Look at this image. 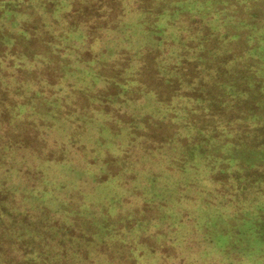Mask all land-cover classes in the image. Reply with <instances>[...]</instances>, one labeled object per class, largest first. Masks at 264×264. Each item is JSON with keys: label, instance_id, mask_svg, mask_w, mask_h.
<instances>
[{"label": "rangeland", "instance_id": "obj_1", "mask_svg": "<svg viewBox=\"0 0 264 264\" xmlns=\"http://www.w3.org/2000/svg\"><path fill=\"white\" fill-rule=\"evenodd\" d=\"M69 1L71 19L52 31L40 13L48 7L49 19L54 8L60 23L58 0H0V47L9 46L0 51V83L10 81L13 91L25 84L21 98L32 101L37 93L42 99L56 90L54 84L88 82L68 96L79 103L51 107L39 99L27 116L29 101L0 107V117L6 114L17 130L19 149L34 155L25 161L32 163L31 175L36 177L42 161L52 170L50 193L41 185L35 194L36 202L48 205L54 196L61 202L58 223L65 229L56 239L64 233L68 247L83 248L88 258L83 263L73 257L77 264H264V0ZM71 37L82 43L63 51ZM167 46L201 53L209 75L196 73L193 57L179 68L191 70L187 80L159 65L153 55ZM53 47L59 56L52 55ZM68 55L83 66L82 76L64 67L53 70L52 63L64 66ZM161 66L165 76L159 75ZM9 94L0 88V100L8 101ZM151 94L157 105L183 104L189 113L176 109L167 129L125 136L129 129L123 126H134L127 122L133 110L157 115ZM81 99L93 110L81 111ZM120 99L128 115L119 112L121 132L107 106ZM204 101L207 109L199 105ZM204 115L206 137L191 138L194 152L183 162L182 136H196ZM80 117L84 123L78 125ZM145 137L156 143L146 147ZM131 192L138 193L137 201L150 200L142 212L124 206L137 202H127Z\"/></svg>", "mask_w": 264, "mask_h": 264}, {"label": "trees", "instance_id": "obj_2", "mask_svg": "<svg viewBox=\"0 0 264 264\" xmlns=\"http://www.w3.org/2000/svg\"><path fill=\"white\" fill-rule=\"evenodd\" d=\"M8 1V0H6ZM58 3L60 5V9L58 11H63L59 16L58 23L57 15L54 13L55 9L53 8V12L50 15L49 19L48 16L50 14L49 8L45 7L42 12L40 13V17L42 18L44 23L45 29L50 28L52 31L53 29L58 30L57 28L59 26H62L63 24H67V22L71 19V13L72 10L71 6L73 2L65 1V0H58ZM9 4V3H8ZM68 6L67 9L64 10V6ZM63 7V8H62ZM0 15L1 11H0ZM8 16V15H7ZM126 20V18H125ZM174 23L177 24V21L174 20L171 22L173 25ZM82 24H79L76 29L81 28ZM101 35L98 37L100 38ZM76 39H79L76 37ZM74 37H71V44L67 47V49L63 51H70L69 47L73 48L74 45L82 43V41H77ZM171 39V38H170ZM175 39L172 38V41ZM76 41V42H74ZM166 41V40H164ZM104 39L99 40L98 46L106 54H108L109 47L103 43ZM61 45V44H60ZM158 45V44H157ZM66 46V45H61ZM9 46L4 45V47H0V51L4 50L2 53L6 52L8 50ZM213 49L214 46H213ZM212 49V54L215 56L216 60V51ZM57 51L56 49H52L51 53L52 55L54 52ZM7 53V52H6ZM56 53V52H55ZM199 52H194L189 50L187 47L176 49L174 47L167 46L165 48V51L161 54H154L156 58V62H159V65H165L167 69H169L174 75L179 77H184L186 74L191 73V70L189 69H179L180 65L183 63L189 62L190 57L197 59L196 68L199 76L205 77V73H208L209 75V61L206 58H203ZM126 55V54H124ZM123 55V56H124ZM60 59H63L62 57H58ZM181 59V60H180ZM215 60H213V65L211 70L216 71L215 69L217 65L215 64ZM182 62V63H181ZM195 62V61H194ZM65 65H60L56 62L52 63V68L56 72L58 70H63L65 68L70 69L71 71H74L76 74L82 76L83 75V66L78 62L75 55H68L65 59ZM163 63V64H161ZM159 71V75L161 72V76H165V74H168V72H164L162 66ZM151 77V75H150ZM211 80H213V77H210ZM184 80H187L183 78ZM210 80V81H211ZM188 81H192V78ZM208 81V80H206ZM206 81H202L206 82ZM10 81L4 82L1 81L0 88L2 93L4 94L5 91L9 92L10 96H7L8 101L1 99L0 100V107L2 104L7 105H13L14 103L17 104V101L23 102L24 104L26 101H29L28 106L25 108V114L24 116H27V109L31 111L33 108H35L34 104L32 102L37 100L40 102L39 99H41V96L37 93L33 100L31 101L28 96L21 98L22 89L25 88V84L18 85V89L13 91L9 90L8 86ZM87 83L88 82H84ZM84 83H72L70 85L66 83H59L54 84L56 86V90H51L49 93H44V98L42 97L41 101H47V103L51 107L55 106H62V104L66 105L67 103H72L73 101L78 102V100H75L74 97L71 99L68 98L69 95H74L78 92V90H83L85 84ZM86 84V86H87ZM180 87V86H179ZM3 89V90H2ZM199 87H196L194 89V92L197 94H200ZM154 93V92H153ZM152 93V94H153ZM224 96L226 97V90L223 92ZM152 94L149 97V103L152 107H155L158 109L157 115L154 111H146L141 112L138 110H133L136 112V114L133 113L130 116L131 120L127 119V122H131L134 124V126H130L129 123L125 124L123 126L124 129H129L126 135H136L139 133L147 134L151 131H153L156 128H164L167 129L172 122H175V111L176 109H179L182 113H187L188 111H184V109L180 106H177L176 103H173L170 105V109L167 107V105L160 101L158 105L156 104V100H152L153 97ZM20 97V99H18ZM231 98V97H230ZM81 105L79 106L81 111L84 109L90 108L93 110V106H90V103L87 100H80ZM121 103L115 104L113 106L112 102L113 100H109L107 102V106L109 108V111L113 110L115 114L109 115V117H113V120L111 121V124L114 126V128L121 132V128L118 127V125H122L123 123L118 121L117 118L119 117V112H122L125 116H128L124 113L125 108H123V104L121 100ZM187 103L188 107L191 109V104L185 101ZM66 103V104H65ZM79 103V102H78ZM63 105V107H64ZM200 107L203 109H207L206 101L199 103ZM62 107V108H63ZM2 108V107H1ZM13 108V107H12ZM3 109V108H2ZM5 113L6 110H5ZM189 113V112H188ZM187 113V114H188ZM83 114V113H82ZM93 115V114H92ZM6 114L0 117V264H77L75 260H73V257H76L80 259L83 263L86 258H88L85 255V252L83 251V248L81 247L80 251L76 248L68 247L66 244V241L69 240L70 236L67 237L64 233H62L59 238L61 240L56 239L57 234L60 233V231L64 230L65 227H60L58 220V217H61L58 212V207L61 206V202L59 198L53 197L50 201V203L47 205L46 200H38L37 196L35 194L36 189H38L41 185L45 187V190L50 193L51 187L49 186V183L47 182V177L50 175V171L48 170V165H44L45 163L42 161L41 166H38L39 171L36 172V177H33L31 175L30 167L32 163H27L25 161H28L29 159H32V156L30 155L29 151H21L19 149V146L17 144V130L14 126H10L6 121ZM206 116L204 115V123H203V129L198 130L196 136H192V134L187 133L183 137V141L185 142L183 148L186 152V155L183 159V162L187 161V157H191V154L194 152L191 148V138L195 139V142H199L205 139L206 134L204 133L205 129V123H206ZM83 117H80L77 119V124H83ZM150 119H154L156 123L149 124L148 126H142L144 124V121L147 123H150ZM143 120V122H142ZM5 122L8 124H5ZM189 120L184 119L182 121V124L185 126L189 125ZM171 126V125H170ZM153 135V134H152ZM143 137V135H140ZM136 137V136H135ZM148 138L145 137V146L151 147L149 144L156 143L154 140H147ZM123 141V139H122ZM134 141V140H132ZM173 141V139L171 140ZM122 143V142H121ZM121 145V144H120ZM181 146V147H182ZM190 147V149L188 148ZM189 154V156L187 155ZM56 162H53L51 164H55ZM36 166V164H35ZM27 168V169H26ZM42 169V170H41ZM43 171V173L41 172ZM56 172V171H53ZM41 178V179H39ZM40 181V185H36V182ZM133 189H137L136 187ZM45 191V193H47ZM135 192V191H134ZM137 194H133V192L129 193L127 202L130 201H137ZM142 200H148V199H141L135 203V205L131 206L130 204L124 205L125 207H135L138 211L142 212V209H144L148 202L146 201L144 203L143 207H140L138 209V204ZM75 205L80 206V203L75 202ZM75 211V210H74ZM66 217H62L64 220ZM128 220V219H127ZM56 224V225H55ZM68 229V228H66ZM67 231V230H66ZM87 232H90V225L87 226L86 229ZM88 241V240H87ZM54 242L55 246L57 247H48L49 245ZM3 243H6V245L9 247V251L6 252V250L3 247ZM70 242L68 243V245ZM61 247H63L65 251V255L61 254ZM157 248V254L159 253L160 245H156ZM69 249L71 250V254L69 252ZM113 252H111L112 254ZM61 254V255H60ZM43 257H42V256ZM165 255V254H164Z\"/></svg>", "mask_w": 264, "mask_h": 264}]
</instances>
